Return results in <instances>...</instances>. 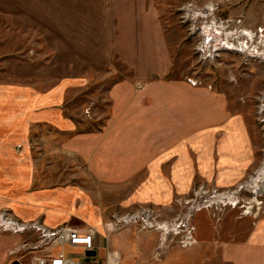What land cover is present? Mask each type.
Returning a JSON list of instances; mask_svg holds the SVG:
<instances>
[{"label": "rangeland", "instance_id": "1", "mask_svg": "<svg viewBox=\"0 0 264 264\" xmlns=\"http://www.w3.org/2000/svg\"><path fill=\"white\" fill-rule=\"evenodd\" d=\"M73 3L77 7L82 4L79 0ZM103 8L101 19L104 21L93 26L95 31L99 28L104 31H96L92 41L96 46V36H99L104 42L106 50L103 56L97 57L99 50L88 47L84 50L88 59L93 60L91 63L73 64L76 74L72 78L48 81L32 79L31 76L34 70L47 69L56 51L39 29L23 28L11 14L3 12L0 0V87L32 88L47 94L54 89H70L58 99L59 103L64 104L65 120L74 126L72 131H68L52 124H32L25 139L17 142L20 133H15V128L4 131L0 136L9 135V143L0 144V147H5L3 150L0 148V155L3 156L0 158V194L21 190L25 186L31 189L71 187L75 192L72 204L70 202L68 205H73L75 210L80 212L81 200L87 198L96 208L104 209V226L114 225L111 227L114 231L111 251H115L116 243L114 246L113 242H116V235L121 233L128 239L127 247H131L132 251L141 249L136 255L137 260L141 261L144 255L148 260H153L152 263H160L168 250L187 254L196 248L198 244L182 248L186 229L181 227L177 232H172L176 224L186 225L190 217L189 222L196 227L197 239L200 234L208 237L211 231H224L236 233V242L245 240L246 234L255 231L258 221L264 222V187L261 189L262 195L257 197L259 205L253 203L254 190L247 188L248 182L264 164V0H104ZM207 9L211 10L209 18L198 19ZM209 25L211 29L214 28L212 36L205 38L203 32ZM217 28L221 29L218 31ZM216 32L225 35L248 33L256 41V44H249L256 53L251 56V53L222 49L223 46L220 48L217 46L220 41L214 38L221 36H216ZM213 39V47L208 48ZM248 42L242 38L230 44L238 48L248 46ZM23 66L29 77L18 78L15 73L18 67ZM65 67V64L57 65V68ZM115 88L116 94L113 91ZM130 91L132 96L128 95ZM214 95L224 97L230 111L245 118L256 147V169L239 183L224 186L219 177L201 173L194 175L187 160L183 162L182 173L177 174L176 161H169L164 175L122 176L116 183H105L90 172L88 160L78 153L80 143L86 142L85 137L77 136H112L115 116L117 134L120 123L125 122L123 119L129 111L141 114L146 110L148 118L154 120L161 116L164 118V113L155 112L158 114L156 116L149 113L151 109L167 108L168 112L179 108L185 111L194 109L199 111L198 120H195L202 125L216 113ZM13 110L10 113H15ZM162 130L164 128L153 127L146 132H153L154 136L155 133L160 135ZM195 130H199V133L193 134L194 130L189 127L183 131L171 125L166 127L168 136H176L178 131L182 133L181 147L185 142L203 143L206 146L208 134L213 132V128L200 126ZM72 137L73 144L69 145V149L76 154L65 153L64 150L65 142ZM174 148L168 150V156ZM163 154L166 155V152ZM149 192L151 196H148ZM216 192L225 195V199L217 198L211 207L197 211L203 204L207 205L206 201ZM229 194L235 200L227 199ZM145 196L148 197L145 202L139 201ZM133 197H138V201ZM250 206L253 209L250 210ZM248 211L251 213L247 214ZM143 214L152 216L151 221L156 219L153 227L142 221L145 218ZM127 215L140 216V220L116 227V218ZM155 222L156 225L166 223L169 230L165 228L161 232ZM71 225L87 226L77 215L73 217ZM0 235L13 234L1 231ZM23 240L30 246L41 245L42 241L41 235L34 231L24 235ZM152 244L156 245L157 250L150 257L148 247L151 248ZM55 247L58 246L51 248L56 253L63 250V247ZM207 251L202 252L205 260L210 258L213 264H217L216 257H209ZM31 252L34 251H26L25 254ZM98 252L97 257L85 262H100L103 252L101 249ZM67 253L74 259H79L81 255L80 251L72 249ZM205 260L201 264H205ZM179 264L194 262L188 258Z\"/></svg>", "mask_w": 264, "mask_h": 264}, {"label": "crops", "instance_id": "2", "mask_svg": "<svg viewBox=\"0 0 264 264\" xmlns=\"http://www.w3.org/2000/svg\"><path fill=\"white\" fill-rule=\"evenodd\" d=\"M73 1L1 0L3 12L11 14L14 21L23 28L39 29L48 40L49 45L56 51L55 58L47 69H38L40 71L33 69L32 79L51 81L64 77L72 78L76 74L73 72V64H89L93 61L88 59V54L85 53L84 49L88 47L97 48L99 50L97 57L100 55L102 57L105 53L106 46L104 42H101L99 36H96L98 39L96 46L92 43L95 32L104 31L101 28L95 31L93 26H98L99 21H104L101 19L104 14V0H79L82 3L80 7H77ZM58 64H65L66 67L57 68ZM46 70L48 71L47 78L45 77ZM15 74L18 78L29 77L28 73L26 76L24 66L18 67ZM69 91L70 89L61 88L54 89L47 94L32 88L0 87V135L10 128H15V133H20L15 142L24 140L25 134L32 124H52L59 129L72 131L74 126L72 122L70 124L65 120L62 110L64 104L59 103L60 99H58V96L66 95ZM113 91L116 94V88ZM128 95L132 96V92L130 91ZM214 101L217 105L216 113L212 119L202 125L195 120V118L198 120L199 117L197 110L188 109L185 111L179 108L171 109L168 112L167 108L160 107V109H151L149 113L156 116L158 114L155 112H160L161 115L164 113V118L161 116L160 119L154 120L148 118L146 110L141 114L138 111V113L129 111L128 116L123 119L125 122L120 123L116 134L115 116V129L112 136L107 138L104 135L100 137L77 136L78 138L85 137L86 142L80 143L82 146L80 145V152L78 153H81L88 160L90 172L105 183H116L122 176L141 174L153 177L164 175V170L168 169L169 161H176L177 174L182 173L184 170L183 162L187 160L192 166L190 169L193 170L194 175L200 173L213 175L219 177L221 181L223 180L224 186L234 185L256 169V147L245 118L232 113L224 97L214 95ZM10 107L15 108V110L10 109ZM10 110L15 111V113H10ZM152 118H154L153 115ZM169 125L177 127L181 131L185 127L192 128L193 134L199 133V130L195 129L200 126L213 128V132L208 134L209 139L206 146H203L205 145L203 143L197 145L196 143L185 142L184 146L181 147L182 133L178 131L176 136H168L169 131H166V127ZM153 127L164 128V130L160 135L155 133L158 136L154 135V137L153 132L149 134L146 132ZM7 137L9 135L0 136L1 145L9 143ZM197 137L200 138V136ZM72 141L73 137L70 141L65 142V153L76 154L74 151L70 152L69 149V145L73 144ZM0 148L3 150L5 147L1 146ZM172 148L174 151L168 156V150ZM165 152L166 155L163 154ZM2 157L0 155L1 159ZM23 184L25 185V181ZM32 188L34 187L32 186ZM74 192L75 190L71 187L31 189L25 186L21 190H9L0 194V215L9 212L21 223H39L49 231H55L64 226L82 231H94L97 245L95 252L97 254L96 256H88V259L97 257L100 249L103 253L99 259L100 262L93 264H141L142 262L175 264L179 260L182 262L188 258L192 259L194 264H201L205 260L202 252L206 250H209L206 255L216 257L217 264H264L263 221H258L255 231L246 234L245 240L241 242L234 240V237H238V235L232 232L211 231L210 235H207L208 237L206 234H200L196 246V248L200 246L199 248H194L187 254H178L168 250L166 253L163 252L165 255H163L160 263H152L153 260H148L144 255L142 261L137 260V252H141V249L132 251L131 247H127L128 239H125L121 233L117 234L118 231H116V242L115 240L113 242L114 246L116 243L115 251H111V236L114 231L110 225L104 226L106 220L104 209L96 208L91 204L90 198H87V200H81L80 212L75 210L73 205H68L72 201ZM149 193L148 196H151V192ZM137 198L133 197L132 199L137 200ZM139 199V201L145 202L148 197ZM124 206L127 207L128 205ZM76 215L87 226L84 228L72 226L71 222ZM24 235H0V264H16V262L19 264H36L37 259L51 253L57 254L53 248L40 249L31 252V254H25L26 250L22 248L26 243L23 240ZM122 240L125 242L123 243ZM58 247H63V250L59 252H68L70 249L68 246ZM148 249L150 257H152L157 247L152 244L151 248L149 246ZM13 251L14 254H12ZM75 251L83 253L81 248L75 249ZM179 257L181 258L179 259ZM208 259V261L205 260V264H213V259Z\"/></svg>", "mask_w": 264, "mask_h": 264}, {"label": "built area", "instance_id": "3", "mask_svg": "<svg viewBox=\"0 0 264 264\" xmlns=\"http://www.w3.org/2000/svg\"><path fill=\"white\" fill-rule=\"evenodd\" d=\"M222 194H218L217 192L215 195L210 196V198L206 201L207 205H202L197 211L202 209H207L211 207L214 202L213 200L217 198H222ZM225 196V195H224ZM211 203V204H209ZM145 218L142 219L143 222L149 224L151 227L154 226V221L156 219L150 220L148 214H143ZM192 217H190L191 220ZM118 227L121 224H130V223H138L140 220V216H131L127 215L122 218H116ZM189 219L186 221V225L176 224L177 226L174 228L175 230L172 232H177L178 230L183 227L187 234L184 236V241H182V248H191L198 244V240L196 238V227H193ZM157 222H155L156 225ZM164 224H157V229L160 230L161 226ZM113 228L114 225H111ZM147 228V227H146ZM182 228V229H183ZM7 232L14 235L18 234H27L29 232H37L41 235V245L37 246H30L29 244H24L23 249L25 248L26 251H37L42 249L43 247L51 248L54 246H68L70 249H78L81 248L83 253L81 254L79 259H74L71 255L67 252L62 251L57 254H49L43 258L37 259L36 264H86L85 261L88 259V253L95 252L97 245H96V234L94 231H82L80 229H76L69 226L60 227L55 231H49L45 229L39 223H31V224H24L20 221L16 220L14 217L10 215L9 212H4L0 215V232ZM161 231V230H160ZM162 232V231H161ZM170 232V233H172ZM52 244V246L50 245ZM15 252L13 251L12 254ZM114 264V263H113Z\"/></svg>", "mask_w": 264, "mask_h": 264}, {"label": "bare ground", "instance_id": "4", "mask_svg": "<svg viewBox=\"0 0 264 264\" xmlns=\"http://www.w3.org/2000/svg\"><path fill=\"white\" fill-rule=\"evenodd\" d=\"M210 12H211V10L207 9L206 12L204 13V15H200L198 19H200V18L208 19L209 18L208 14L210 15ZM213 29H214L213 27L211 29L210 25L207 26L205 28L204 32H203V36L205 38H210L212 36ZM220 29L221 28H217L218 31ZM215 35L216 36H219V35L221 36V38L220 37H216L214 39H215V41H220V43L217 46H219L220 48L223 46L222 49H226L227 48V50H231V51H236V52H241V53H246V54L251 53V54H253L251 56H254V54L256 53V51L252 49L253 46L252 47L249 46V44L251 42H253V44H256V41H254V38L249 36L248 33H236L235 32L232 35H227V34L225 35L224 33L216 32ZM242 38H245V39H247L249 41L248 42V46L241 45V47L239 46L238 48H235L234 46H231V44H230L231 42L236 41V40L239 41ZM214 39L211 42H209V44L207 45L208 48H212L213 47V43L215 42ZM225 42H227V44H224ZM204 45H206V42H205ZM259 48L260 47H257L258 50H260ZM263 56H264V53H263ZM263 187H264V164H263V167H261L260 170L251 178V180L248 182V185H247V188H250V189L254 190L253 193L255 194V198L253 200V203L256 204V205L260 204V202L258 201L257 197L259 196V194L262 193L261 189H263ZM222 197H224V199H225L224 195ZM227 199H230V200L232 199L231 201H233V200H235V197L232 194H229L227 196ZM235 204L238 205V203H235ZM249 209L251 210V209H253V207L250 206ZM249 213H251V212L248 211L247 214H249ZM165 228L169 230L168 225H166V223L161 226L160 230H164Z\"/></svg>", "mask_w": 264, "mask_h": 264}, {"label": "water", "instance_id": "5", "mask_svg": "<svg viewBox=\"0 0 264 264\" xmlns=\"http://www.w3.org/2000/svg\"><path fill=\"white\" fill-rule=\"evenodd\" d=\"M96 252H91V253H88V256H96Z\"/></svg>", "mask_w": 264, "mask_h": 264}]
</instances>
